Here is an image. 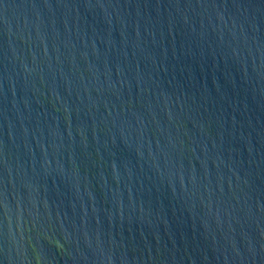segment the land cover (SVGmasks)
Returning <instances> with one entry per match:
<instances>
[{
  "label": "water",
  "instance_id": "1",
  "mask_svg": "<svg viewBox=\"0 0 264 264\" xmlns=\"http://www.w3.org/2000/svg\"><path fill=\"white\" fill-rule=\"evenodd\" d=\"M0 264H264V0H0Z\"/></svg>",
  "mask_w": 264,
  "mask_h": 264
}]
</instances>
